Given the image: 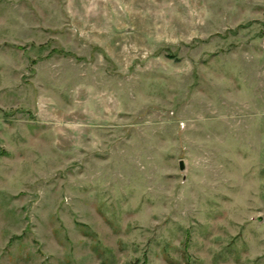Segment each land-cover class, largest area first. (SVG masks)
Masks as SVG:
<instances>
[{"label":"rangeland","instance_id":"374dc122","mask_svg":"<svg viewBox=\"0 0 264 264\" xmlns=\"http://www.w3.org/2000/svg\"><path fill=\"white\" fill-rule=\"evenodd\" d=\"M0 264H264V0H0Z\"/></svg>","mask_w":264,"mask_h":264},{"label":"water","instance_id":"95a60500","mask_svg":"<svg viewBox=\"0 0 264 264\" xmlns=\"http://www.w3.org/2000/svg\"><path fill=\"white\" fill-rule=\"evenodd\" d=\"M180 169L181 170L185 169V165H184V161L183 160H181V162H180Z\"/></svg>","mask_w":264,"mask_h":264}]
</instances>
